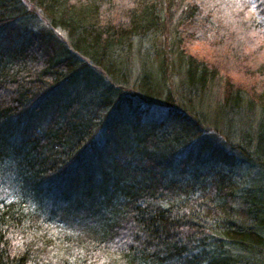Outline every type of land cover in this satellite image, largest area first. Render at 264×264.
I'll return each instance as SVG.
<instances>
[{
	"label": "trees",
	"instance_id": "16d2710c",
	"mask_svg": "<svg viewBox=\"0 0 264 264\" xmlns=\"http://www.w3.org/2000/svg\"><path fill=\"white\" fill-rule=\"evenodd\" d=\"M262 46L264 0H0V264H264Z\"/></svg>",
	"mask_w": 264,
	"mask_h": 264
},
{
	"label": "rangeland",
	"instance_id": "374dc122",
	"mask_svg": "<svg viewBox=\"0 0 264 264\" xmlns=\"http://www.w3.org/2000/svg\"><path fill=\"white\" fill-rule=\"evenodd\" d=\"M260 58L261 56L258 57V59L255 56H253L250 59H248V57L244 58V64L241 69L242 71L245 69L247 70L246 75H244L240 70H239L240 73L238 74L236 70L233 69L231 71V74L234 76V79L236 80L235 82L243 83L246 88L253 86L251 84H254V85L259 84L260 81H258V76H256L255 73H257L260 68H264V62H262ZM262 58L264 60V55L262 56ZM251 75L253 76L252 78H251ZM219 81L214 84L213 99L215 100L221 98L223 87L226 84V80L222 74L220 75ZM154 116H159V115H154Z\"/></svg>",
	"mask_w": 264,
	"mask_h": 264
}]
</instances>
